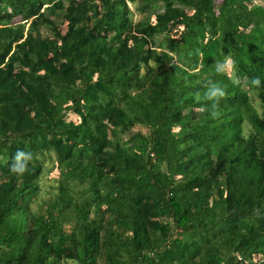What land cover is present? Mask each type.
Wrapping results in <instances>:
<instances>
[{
	"label": "trees",
	"instance_id": "obj_1",
	"mask_svg": "<svg viewBox=\"0 0 264 264\" xmlns=\"http://www.w3.org/2000/svg\"><path fill=\"white\" fill-rule=\"evenodd\" d=\"M229 51L264 82V5L0 0V264H264V119Z\"/></svg>",
	"mask_w": 264,
	"mask_h": 264
},
{
	"label": "clouds",
	"instance_id": "obj_2",
	"mask_svg": "<svg viewBox=\"0 0 264 264\" xmlns=\"http://www.w3.org/2000/svg\"><path fill=\"white\" fill-rule=\"evenodd\" d=\"M213 70L218 76L228 77L233 86H236L247 97V110L257 119H264V97H261L259 90L264 88V82L261 77L254 76L247 81L240 80L236 75H229L233 73L237 66V60L234 59L231 51L224 53L222 57L216 58L213 63ZM203 99L211 102L213 111L212 116L218 114V107L220 102L226 98L227 90L214 81H206ZM193 111H204V108L193 109ZM256 134V127L251 119H244L239 128L240 137L247 141ZM32 154L25 150H17L9 164V172L15 177L23 176L32 162Z\"/></svg>",
	"mask_w": 264,
	"mask_h": 264
},
{
	"label": "rangeland",
	"instance_id": "obj_3",
	"mask_svg": "<svg viewBox=\"0 0 264 264\" xmlns=\"http://www.w3.org/2000/svg\"><path fill=\"white\" fill-rule=\"evenodd\" d=\"M254 2L261 4V5H264V0H254ZM63 28H65V25H63ZM74 117H75L74 114H72L70 112L68 118L70 119V118H74ZM52 174H56V170H53ZM41 183H42V189L43 190L40 193L39 200L41 198L47 197V195L45 194L47 192L46 190H48L51 187V184H53L52 175L44 174V176L42 177Z\"/></svg>",
	"mask_w": 264,
	"mask_h": 264
}]
</instances>
